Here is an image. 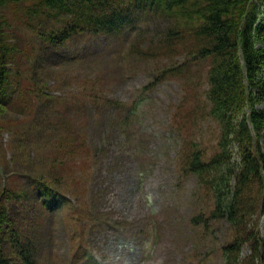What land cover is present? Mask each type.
<instances>
[{"label": "rangeland", "instance_id": "obj_1", "mask_svg": "<svg viewBox=\"0 0 264 264\" xmlns=\"http://www.w3.org/2000/svg\"><path fill=\"white\" fill-rule=\"evenodd\" d=\"M9 15L16 24L19 16ZM165 26L141 20L137 30L146 31L141 49H149L145 41ZM132 31L84 33L57 51L43 47L32 55L36 80L43 81L52 106L64 116L50 110L51 124L59 123L50 139L66 132L70 141L86 140L74 155H59L54 168V146L26 133L25 121H36L37 113L29 118L12 109L0 113L1 123L18 120L20 131H3L0 149L9 174L0 191L6 186L23 195H10L12 224H0L11 264H21L19 252L27 246L37 264H224L223 248L233 241V228L226 219H211L213 196L183 171L192 149L202 150L206 160L218 151L221 129L206 100L208 63H188L183 74L170 76L186 53L134 55L138 32ZM16 35L27 52L40 45L38 39L32 44L35 37L24 28ZM231 156L232 162L239 157ZM36 176L67 193L63 208L41 207L30 186ZM255 223L264 230L260 210Z\"/></svg>", "mask_w": 264, "mask_h": 264}, {"label": "trees", "instance_id": "obj_2", "mask_svg": "<svg viewBox=\"0 0 264 264\" xmlns=\"http://www.w3.org/2000/svg\"><path fill=\"white\" fill-rule=\"evenodd\" d=\"M263 9L264 0H0V113L12 109L26 118L37 113L36 121H25L29 125L25 132L45 137L47 144L54 146V168L59 155H74L83 149L86 140L73 137L70 141L66 132V137L50 139L51 129L59 125L51 124L50 110L58 118L64 116L46 96L43 81L36 80L32 55L37 48L57 51L84 33L113 36L124 31L138 32L140 21L147 18L165 22L159 35L145 41L150 42L149 49L139 46L144 43L141 39L146 37V31L136 33L131 53L152 58L186 53V61L174 66L170 76L183 74L188 63H208L206 100L211 117L221 129L218 151L206 160L202 150L192 149L183 171L195 175L213 196L211 219H226L233 228V241L223 248L225 264H264V230L255 223L259 210L264 215V108H259L264 105ZM9 13L19 16L16 24L10 21ZM21 28L34 35L33 45L39 41L40 45L30 52L16 35ZM29 61L31 68L27 69ZM39 120L43 123H36ZM18 122L0 121V149L3 131L20 134ZM44 124L47 125L43 127ZM234 152L239 157L232 162ZM8 178L0 155L1 184ZM30 186L38 191L36 198L49 212L63 208L68 201L67 193L41 176L30 179ZM17 194L13 195L6 186L0 191L1 227L7 221L12 224L7 219V202L10 195L23 197ZM14 236L18 242L19 235ZM5 242L0 237V264H11L3 247ZM29 247L19 252L21 264H37ZM246 248L250 257L244 260Z\"/></svg>", "mask_w": 264, "mask_h": 264}]
</instances>
